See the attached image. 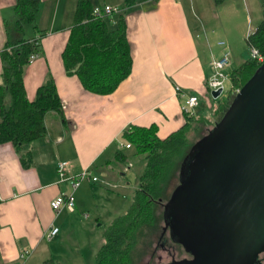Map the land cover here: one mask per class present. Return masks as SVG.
<instances>
[{"label": "crops", "instance_id": "1", "mask_svg": "<svg viewBox=\"0 0 264 264\" xmlns=\"http://www.w3.org/2000/svg\"><path fill=\"white\" fill-rule=\"evenodd\" d=\"M15 1L0 0V50L9 41L32 39L42 31L36 58L23 70L25 96L32 100L45 78L51 77L67 122L64 124L57 113L44 116L45 135L30 145L28 167L21 165L10 142L0 143V264H49L46 245L58 229L51 239L47 240L46 235L56 227L60 213L74 212L75 194L84 180H100L111 192L127 190L130 200L135 187L131 188L122 176L134 169L129 162L134 157L138 158L134 164L140 165V172L141 157L134 155L132 145L118 147L120 141L128 143L121 137L122 132L130 126L154 125L156 136L165 138L184 124L181 95L198 97L194 117H210L217 98L210 96L206 84L210 62L226 51L229 64L224 71L228 74L236 65L230 62L231 51L226 43L220 46L215 42L214 46L201 22L208 12L211 17L217 14V10L208 8V0L144 1L126 10L121 0H91L93 5L108 4L124 10L131 56L127 77L112 92L95 94L83 89L74 74L65 73L61 59L77 0H40L34 27L30 24L20 31L13 24ZM225 1L215 7H222ZM114 16L108 17L111 27L116 24ZM116 150L125 156L122 163L114 160ZM59 161L67 163L62 177L56 172ZM84 170L96 180L82 179L72 190L71 180ZM70 191L73 210L62 209L55 214L50 201ZM76 197L80 202L79 193ZM39 251L46 253L34 262Z\"/></svg>", "mask_w": 264, "mask_h": 264}, {"label": "trees", "instance_id": "2", "mask_svg": "<svg viewBox=\"0 0 264 264\" xmlns=\"http://www.w3.org/2000/svg\"><path fill=\"white\" fill-rule=\"evenodd\" d=\"M212 1L218 5L224 0ZM121 2L126 10L144 0ZM258 2L261 19L244 42L249 50H256L264 58V0ZM39 3L40 0L15 1V29L20 31L24 24L34 27ZM93 6L91 0H77L61 59L67 75L74 74L83 89L102 95L112 92L127 77L131 56L125 36L124 10L111 14L117 16L116 24L111 27L108 18L111 15L96 17L92 14ZM41 33L32 39L9 41L0 50V143L12 144L23 167L31 164L32 142L45 135L44 116L57 113L64 124L67 122L62 117V103L51 77L45 78L32 100L25 96L23 70L29 55L38 52ZM260 64L248 56L229 71L231 89L223 100L213 102L210 117L184 114V124L163 139L156 136L154 125L130 126L122 132L121 137L134 148V155H140L141 169L126 212L115 217L105 229L92 264H131L137 239L162 228L158 223L162 214L156 207L168 200L170 192L166 191L172 182H175L172 188L177 184L179 168L191 145L219 119L236 91ZM191 133L194 137H190ZM124 159V154L116 150L114 160L122 163Z\"/></svg>", "mask_w": 264, "mask_h": 264}, {"label": "water", "instance_id": "3", "mask_svg": "<svg viewBox=\"0 0 264 264\" xmlns=\"http://www.w3.org/2000/svg\"><path fill=\"white\" fill-rule=\"evenodd\" d=\"M220 91H211L216 98ZM162 221L188 257L166 264H260L264 252V60L190 147ZM163 229V227H162Z\"/></svg>", "mask_w": 264, "mask_h": 264}, {"label": "rangeland", "instance_id": "4", "mask_svg": "<svg viewBox=\"0 0 264 264\" xmlns=\"http://www.w3.org/2000/svg\"><path fill=\"white\" fill-rule=\"evenodd\" d=\"M207 3L210 11L217 10L216 17H211L210 12L205 19L200 17L206 32L211 37L212 44L215 46L217 41L226 43L231 51L230 62L232 65L240 64L249 56V49L245 45L244 38L254 30L261 19L258 0H226L220 8L215 7L210 0ZM195 9L198 10L199 6L196 5ZM23 27H30V24H24ZM230 89V80L223 81V91L215 100H223ZM191 136L194 137L192 133ZM137 159V157L130 159L129 162L133 164L134 169L127 170L122 176L131 188L136 186L139 173L140 165L134 164L137 163ZM119 167L123 168L121 164ZM106 169L108 168H103L102 171L105 172ZM113 175L115 176L116 173ZM85 181L87 180L82 182V187L77 192L80 195V202L77 200V193L75 194L74 212L60 213L55 223L58 232L46 245L48 252V255H45L46 259L53 260L54 264H92L94 255L102 243L105 229L115 217L125 213L130 204L127 190L119 189L111 192L100 180L89 183ZM174 184L175 182H172L166 192H171ZM159 207L160 205L156 209L160 214ZM158 223L163 226L161 218ZM161 229L155 234H144L137 239L133 250L134 256L131 255L133 258L131 264H166L171 259L186 256L178 244L165 248L166 245L162 244V240L158 238ZM44 253L46 252L39 251L33 257V261L37 262Z\"/></svg>", "mask_w": 264, "mask_h": 264}, {"label": "built area", "instance_id": "5", "mask_svg": "<svg viewBox=\"0 0 264 264\" xmlns=\"http://www.w3.org/2000/svg\"><path fill=\"white\" fill-rule=\"evenodd\" d=\"M144 1H154V0H144ZM120 9L118 7L103 4V5H94L92 8V14L96 17L109 16L111 14L117 13ZM217 44L220 46L225 45L223 41H217ZM250 57L255 58L257 62H262L264 60L263 56L257 53L256 50L250 49ZM36 58V54L32 53L28 57V63H31ZM229 64V55L228 52L223 51L219 57L212 59L210 62V75L207 78L206 84L208 92L216 91L219 89L220 93L223 91V81L229 79L228 74L224 71V68ZM219 93V94H220ZM211 96V95H210ZM182 103L180 109L183 114L192 116L194 114L195 107L198 104V97L195 94L192 95H181ZM118 147L128 148V143L118 142ZM66 161H59L56 164L57 174L62 177L66 172ZM90 178L92 181L96 180L95 176H91L88 170L81 171L73 180H71V189L74 190L79 182L84 178ZM51 210L57 214L62 209L67 211H72L74 208V197L73 192H67L64 194H59L55 196L49 203ZM57 228H51L46 238L47 240L51 239L52 236L56 233Z\"/></svg>", "mask_w": 264, "mask_h": 264}, {"label": "flooded vegetation", "instance_id": "6", "mask_svg": "<svg viewBox=\"0 0 264 264\" xmlns=\"http://www.w3.org/2000/svg\"><path fill=\"white\" fill-rule=\"evenodd\" d=\"M164 204V203H163ZM163 204H161L160 205V209H161V214H162V210H163ZM161 227H163V229H161V233H159V235H158V238L160 239V240H162V244L164 243V245H166L165 246V248H170V247H173V245H176L177 243H175L172 239H171V237H170V235H169V231H168V228H167V226H165V224L163 223V226H161ZM179 245V244H178ZM180 246V245H179ZM162 247V246H161ZM181 247V246H180ZM182 248V247H181ZM183 250V249H182ZM184 252V251H183ZM185 253V252H184ZM185 255L186 256H184V257H188V254L187 253H185ZM183 258V257H182ZM171 260H174V259H171ZM259 261H260V264H264V252L263 253H261L260 255H259Z\"/></svg>", "mask_w": 264, "mask_h": 264}]
</instances>
